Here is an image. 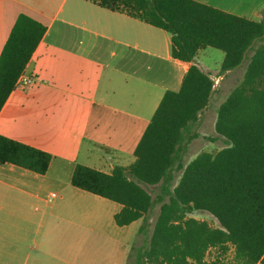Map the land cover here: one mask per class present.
Segmentation results:
<instances>
[{
  "label": "crops",
  "instance_id": "crops-1",
  "mask_svg": "<svg viewBox=\"0 0 264 264\" xmlns=\"http://www.w3.org/2000/svg\"><path fill=\"white\" fill-rule=\"evenodd\" d=\"M193 1L253 21L264 10V0ZM21 13L47 33L23 73L32 83L17 87L0 112V135L52 159L45 174L0 165V264H85L86 245L120 252L88 264H128L142 220L118 226L122 205L71 178L78 164L111 174L134 163L162 98L181 89L192 63L173 57L169 32L92 0H0V54ZM206 49L195 62L215 80L211 103L232 71L215 77Z\"/></svg>",
  "mask_w": 264,
  "mask_h": 264
},
{
  "label": "trees",
  "instance_id": "trees-1",
  "mask_svg": "<svg viewBox=\"0 0 264 264\" xmlns=\"http://www.w3.org/2000/svg\"><path fill=\"white\" fill-rule=\"evenodd\" d=\"M171 34L172 55L190 62L181 89L162 98L129 167L111 174L76 165L71 184L122 205L118 226L142 220L148 244L135 264H264V10L253 21L193 0H92ZM47 33V26L21 13L0 54V112ZM205 48L224 53L221 75L248 59L242 80L217 111L216 133L227 146L179 163L187 132L209 105L215 80L195 62ZM47 152L0 135V165L45 174ZM180 172V175H179ZM147 187H157L154 197ZM206 212L214 227L192 217ZM214 258L209 259V252Z\"/></svg>",
  "mask_w": 264,
  "mask_h": 264
},
{
  "label": "rangeland",
  "instance_id": "rangeland-1",
  "mask_svg": "<svg viewBox=\"0 0 264 264\" xmlns=\"http://www.w3.org/2000/svg\"><path fill=\"white\" fill-rule=\"evenodd\" d=\"M250 55L251 52L248 54L247 59L242 63L240 67L234 69L224 78L223 81H221L220 91H218L217 97H214L211 101L209 105L210 107L206 110L205 115H203L202 119L200 117V120L195 125L190 127L189 131L187 132V140L185 142L184 149L180 154L179 163L185 166L203 151L216 153L220 149L227 146L225 139L219 136L215 130L217 111L219 106L227 100L232 89L242 80ZM202 58L204 63L214 71L213 73L215 74V77L220 75L221 66L224 59V53L222 51L214 48H207L206 51H204V53L202 54ZM147 189L152 193L154 197L158 193L157 187H147ZM159 210L160 205H156L151 213L149 222L150 225L148 227V230L144 234L139 233L138 237H136L137 235L132 236V241H134L135 244H133L130 250L128 264H135V258L138 248H140L141 246H146L148 244ZM192 217L199 220H205L214 227L219 226L216 218L209 213L194 212ZM82 254L85 257V264L90 263L93 257H98L100 260H109L113 256L114 258H118L120 256V252L116 248H102L98 246L93 247L90 245H86L85 248L82 249ZM215 254L216 252L214 251L209 252L208 258H214Z\"/></svg>",
  "mask_w": 264,
  "mask_h": 264
},
{
  "label": "built area",
  "instance_id": "built-area-1",
  "mask_svg": "<svg viewBox=\"0 0 264 264\" xmlns=\"http://www.w3.org/2000/svg\"><path fill=\"white\" fill-rule=\"evenodd\" d=\"M32 83L31 78L24 77L23 75L20 76L18 82H17V87H22V86H27ZM57 197V193H52L50 194L49 200H53Z\"/></svg>",
  "mask_w": 264,
  "mask_h": 264
}]
</instances>
